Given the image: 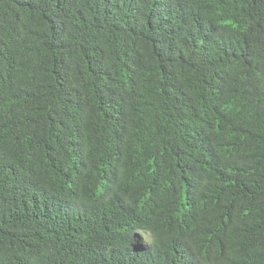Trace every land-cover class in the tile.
Returning <instances> with one entry per match:
<instances>
[{
	"label": "trees",
	"instance_id": "1",
	"mask_svg": "<svg viewBox=\"0 0 264 264\" xmlns=\"http://www.w3.org/2000/svg\"><path fill=\"white\" fill-rule=\"evenodd\" d=\"M0 264H264V0H0Z\"/></svg>",
	"mask_w": 264,
	"mask_h": 264
}]
</instances>
